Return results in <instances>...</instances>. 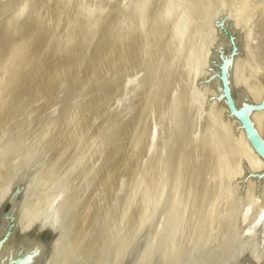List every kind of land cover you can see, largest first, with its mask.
I'll list each match as a JSON object with an SVG mask.
<instances>
[{
    "label": "bare ground",
    "instance_id": "bare-ground-1",
    "mask_svg": "<svg viewBox=\"0 0 264 264\" xmlns=\"http://www.w3.org/2000/svg\"><path fill=\"white\" fill-rule=\"evenodd\" d=\"M110 1L0 0V184L27 160L39 173L28 212L63 190L66 262L95 254L106 264L149 216L158 221L137 264L155 250L160 264H218L232 253L238 217L252 209L264 229V176L245 177L243 161L253 172L264 163L223 116L216 81H200L203 49L220 39L212 21L228 6L235 99H260L263 86H247L245 71L264 72L250 46L261 6L254 22L264 28V3ZM250 116L264 139V109ZM118 229L115 244L107 241ZM9 251L11 237L0 261Z\"/></svg>",
    "mask_w": 264,
    "mask_h": 264
},
{
    "label": "water",
    "instance_id": "water-1",
    "mask_svg": "<svg viewBox=\"0 0 264 264\" xmlns=\"http://www.w3.org/2000/svg\"><path fill=\"white\" fill-rule=\"evenodd\" d=\"M228 11V6H225L214 16L212 22L216 24L215 32L222 41L220 39L211 41L203 49L208 75L200 78V81L216 79L214 98L223 106V116L233 121L234 130L242 131L248 144L264 163V139L250 116L251 112L264 109V96L258 100L249 96L242 104L235 99L233 85L238 86L236 75L238 44ZM21 159L26 160V157ZM27 162V160L17 162L19 166L0 184V249L9 237L16 248L14 254L13 251L4 254L0 264H95L93 260L95 254L92 258L77 254L70 262L64 261L67 250L63 237L65 220L63 209L59 206L63 190L58 196L60 190L55 191L53 188L50 199L42 204L40 209L32 212L26 210L25 200L29 198L28 190L35 179L32 178L39 175L36 167L27 168ZM243 165L246 170L245 177L251 176L259 181L264 176V170L253 172L247 160L243 161ZM240 200L243 211L245 199L241 197ZM251 210L242 215L244 220L241 217L237 218L235 231H238L231 240L232 253L218 264H264L263 223L260 216H252L254 211ZM156 223L157 220L153 221L151 218L137 231L134 230L122 253L116 250L110 254L106 264H137L144 248L145 236L155 228ZM116 247L117 244L115 249ZM161 256L155 250L149 262L138 264H160Z\"/></svg>",
    "mask_w": 264,
    "mask_h": 264
},
{
    "label": "rangeland",
    "instance_id": "rangeland-1",
    "mask_svg": "<svg viewBox=\"0 0 264 264\" xmlns=\"http://www.w3.org/2000/svg\"><path fill=\"white\" fill-rule=\"evenodd\" d=\"M121 1H122V0H121ZM252 1H253L254 3H255V2L260 3L261 5H262V3H264V0H256V1H255V0H252ZM260 1H261L262 3H261ZM111 2H112V0L110 1V5H111V7H112V3L115 5V6H113L112 8H116V7H118L119 4H120V0H119V1H117V0H116V1L113 0V2H112V3H111ZM114 2H115V3H114ZM117 2H119V3L117 4ZM257 3H255V4H257ZM261 5H259V6H261ZM263 5H264V4H263ZM262 9H263V7L261 6V7H259V9L256 11L255 15L253 16V19H254V20H257V21H258V18H257L256 16H258L259 13H257V12H260V11L262 12ZM255 17H256V19H255ZM254 20H253V25H252V35H251V37H250V46H251V49H252V54H254L253 56H255V57H254L255 59L253 58V60H254L255 62H259V64H261V65H259L258 63H254V64H255V65L257 64L256 66L259 65V66H260L259 69H261V68H264V60L261 59V57H262L261 54H263V52H264V47H263V46L260 47L258 44L262 45V44L264 43V39H262V37H260V36H262L263 33H264V32H263V31H264V28H262L263 31L260 30V29H259V28L261 27V26H259L260 24H258V22L255 23L256 21L254 22ZM257 24H258V25H257ZM256 25H257V26H256ZM254 29H255V30H254ZM257 29H258V30H257ZM258 31H259V32H258ZM253 32H254V33H253ZM255 32H256V33H255ZM257 32H258V33H257ZM260 32H262V33H260ZM254 34H256V35H254ZM257 34L259 35V37H258ZM261 34H262V35H261ZM263 38H264V36H263ZM260 40H261V42H259ZM262 40H263V41H262ZM258 42H259V43H258ZM261 43H262V44H261ZM253 45H254V48H253ZM257 47H258V48H257ZM256 49H257V50H256ZM260 49H261V50H260ZM253 51H254V52H253ZM255 51H256V52H255ZM260 51H261V52L263 51V52L260 53ZM255 53H256L257 56L255 55ZM259 55H260V56H259ZM256 58H257L258 60H257ZM260 60H261V61H260ZM262 63H263V64H262ZM256 71H257V72H255V73H257V74H255V75H253V73H251V72H254L253 70H250V72H249V70H248V71H245V73H246L245 75H247L246 78L248 77L247 80L249 79L248 81H250L249 83H248V81H246V82H247L246 84H247V86H249V87L251 86V89L253 88V89H255L256 91H257V90H260L261 87L263 86V87H262V90H263L262 92L264 93V85H263L264 82H263V80H262V78L264 79V77H262V76H264V72H260L261 70L259 71L258 69H257ZM258 71H259V72H258ZM262 71H264V69H263ZM248 73H250L252 76H255V77H253L255 80H253L252 76H250V75L248 76ZM258 74H259V75H258ZM257 76H259L260 78H258ZM250 77H251V78H250ZM261 77H262V78H261ZM199 78H200V77H199ZM257 78H258V79H257ZM258 80H260V82H259ZM261 80H262V82H261ZM215 81H216V79H215ZM254 81H255V82L258 81V82L255 83ZM75 83H76V82H75ZM253 83H254V84H253ZM258 83H261V85L258 84ZM216 84H217V83H216ZM250 84H251V85H250ZM252 84H253V85H252ZM76 85H77V84H76ZM254 85H255V86H254ZM259 86H261V87H259ZM254 87H255V88H254ZM260 91H261V90H260ZM263 96H264V94H263ZM263 96H262V97H263ZM15 161H16V158L13 157V158L7 163V166L12 167V165L15 164ZM3 171H4V170H3ZM3 171H2V172H3ZM2 172H1V173H2ZM3 174H4V172H3ZM0 177H1V179H2V176H0ZM159 208H161V206H160ZM159 210H160V209H159ZM147 217L149 218V216H147ZM148 218L146 219V221H148ZM146 221H145V222H146ZM157 221H158V220H157ZM145 222H144V223H145ZM144 223H143V224H144ZM116 232H117V233H112V234H111L112 237H111V238H108L107 241H108L109 239L114 240V244H115L116 238L119 237V235L122 234L123 230H122V229H121V230L118 229ZM121 236H122V235H121ZM175 242H176V241H175Z\"/></svg>",
    "mask_w": 264,
    "mask_h": 264
}]
</instances>
